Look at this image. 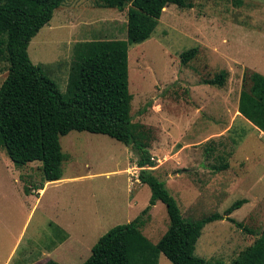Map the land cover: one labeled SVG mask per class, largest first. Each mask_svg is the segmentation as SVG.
Masks as SVG:
<instances>
[{
  "label": "rangeland",
  "instance_id": "374dc122",
  "mask_svg": "<svg viewBox=\"0 0 264 264\" xmlns=\"http://www.w3.org/2000/svg\"><path fill=\"white\" fill-rule=\"evenodd\" d=\"M190 1L191 8L167 5L151 37L130 45L131 114L151 127L155 174L186 219L247 199L230 216L253 234L225 218L208 223L197 243L199 256L230 263L264 231V130L238 111L247 71L264 74V0ZM128 8L66 0L30 41L32 61L66 94L76 44L127 39ZM193 46L198 55L182 64L181 52ZM8 67L0 56V86ZM222 69L229 72L223 87L204 82ZM60 140L64 177L40 196L24 186L40 182L42 161L17 166L0 147V264H81L101 235L149 204L132 146L86 130ZM143 217V232L157 243L170 224L166 205L158 200ZM158 264L174 263L161 253Z\"/></svg>",
  "mask_w": 264,
  "mask_h": 264
},
{
  "label": "trees",
  "instance_id": "16d2710c",
  "mask_svg": "<svg viewBox=\"0 0 264 264\" xmlns=\"http://www.w3.org/2000/svg\"><path fill=\"white\" fill-rule=\"evenodd\" d=\"M65 1L0 0V56L9 61L8 75L0 86V147H6L17 166L42 161L40 182L25 183V192L39 196L46 182L64 177L62 135L72 130L106 134L137 151L138 178L150 187L151 198L137 217L101 235L92 246L90 256L81 264H158L161 253L174 264H264V231L230 263L209 260L196 253L203 229L210 222L227 218L253 234L252 229L230 216L247 199L236 200L224 213L216 211L202 218L186 219L166 182L155 174L156 163L150 151L151 127L134 121L131 114L134 96L129 88L130 45L151 37L167 5L191 8L194 4L190 0H95L100 6L119 10L129 5L127 39L77 43L68 92L64 94L45 68L32 61L28 48L32 38ZM198 52V46L182 51V64L187 65ZM228 75V70L222 69L203 80L223 87ZM238 111L264 130L263 73L247 71ZM158 200L166 205L170 224L154 243L142 230L146 223L143 216ZM52 225L62 230L58 224ZM60 233L58 238L63 242L66 233ZM43 264L62 263L49 259Z\"/></svg>",
  "mask_w": 264,
  "mask_h": 264
},
{
  "label": "crops",
  "instance_id": "0c3cea01",
  "mask_svg": "<svg viewBox=\"0 0 264 264\" xmlns=\"http://www.w3.org/2000/svg\"><path fill=\"white\" fill-rule=\"evenodd\" d=\"M58 181V180H57ZM55 183L56 181H49V182H46V184H45V187L43 188V189H40V194H39V196L40 195H43L44 193H45V189H46V187H47V185H50L51 183Z\"/></svg>",
  "mask_w": 264,
  "mask_h": 264
}]
</instances>
